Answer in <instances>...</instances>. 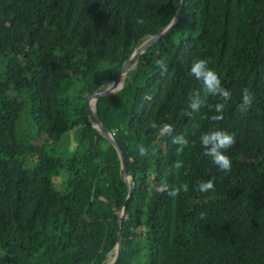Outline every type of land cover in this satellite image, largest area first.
<instances>
[{"label":"trees","instance_id":"16d2710c","mask_svg":"<svg viewBox=\"0 0 264 264\" xmlns=\"http://www.w3.org/2000/svg\"><path fill=\"white\" fill-rule=\"evenodd\" d=\"M179 2L0 0V264H107L122 208L117 264H264V0H183L171 31L139 55L123 87L95 100L129 185L86 111V98L169 25ZM200 58L232 95L209 97L190 118L200 88L190 67ZM245 88L254 99L241 112ZM216 103L224 109L215 122ZM27 104L34 135L20 142ZM165 123L170 135L159 134ZM213 130L235 136L225 152L230 172L204 155L200 136ZM180 135L190 143L177 156ZM177 159L184 166L170 173ZM213 178V190H198ZM162 184L189 190L171 198Z\"/></svg>","mask_w":264,"mask_h":264},{"label":"clouds","instance_id":"9594fccd","mask_svg":"<svg viewBox=\"0 0 264 264\" xmlns=\"http://www.w3.org/2000/svg\"><path fill=\"white\" fill-rule=\"evenodd\" d=\"M155 63L158 67L162 68L164 72H167V66L163 60H156ZM190 73L200 83L199 91L192 93L189 98L188 108L191 111H187L186 115L190 118L195 113L199 112L202 107L206 106L205 102L208 101L209 97H218L223 101L231 98V92L222 86L218 74L208 66L207 59H194L190 67ZM201 93L203 96H201ZM253 99L254 97L252 93L247 88L243 89L242 102L239 105V110L241 112H247L253 104ZM223 109L224 103H216L215 111L221 114L212 115L210 119L215 122L222 120ZM152 127L155 129L157 128V125L153 124ZM193 127H195V125H193ZM172 132L173 128L170 124L165 123L159 126L160 135H170ZM200 141L205 150L204 155L211 158L218 170L225 173L230 172L232 162L225 152L236 144L234 134L225 130H213L202 134L200 136ZM172 143L180 145V147L176 149L177 156H179L187 147H189L190 141L186 136L180 135L174 136ZM139 153L141 156H144L146 154V149L143 146H139ZM183 166V161L177 159L169 169V172L171 173L172 169H175L176 172H178ZM214 180L215 178L199 182L197 185L198 190L201 192L213 190ZM188 190L189 188L187 184L179 186L162 184L158 188V191L167 192L168 196L171 198H176L181 191L188 192ZM203 218L204 215L202 213L201 219Z\"/></svg>","mask_w":264,"mask_h":264},{"label":"water","instance_id":"95a60500","mask_svg":"<svg viewBox=\"0 0 264 264\" xmlns=\"http://www.w3.org/2000/svg\"><path fill=\"white\" fill-rule=\"evenodd\" d=\"M182 3L183 0H180L176 14L174 16V18L172 19V21L169 23V25L163 29L161 32L154 34L148 38H146L134 51L133 53L128 57V59H126L121 66L118 69L117 72V76L114 79V81L105 89L103 90H98L95 91L93 93H91L85 100V107H86V111L88 114V117L90 119V121L92 123H94L96 125V127L98 128L99 132L104 135L111 143L112 145L116 148L119 158L121 160V167L123 170V174L125 175V180L126 182L130 183V175L128 174V169H127V165H126V160L119 148V146L117 145L115 139L113 138L112 134L110 132H108L102 125L100 119L98 118L97 114L95 113L94 109L91 108L90 106V101L91 100H96L99 97H103V96H107L110 94H114L117 91H119L122 87H123V75L124 73H126V71L135 64V62L137 61V58L139 57V55L144 52L148 47H150L151 45L155 44L156 42H158L159 40H161L165 35H167L171 29L173 28L174 24L176 23L177 19L179 18L180 15V11L182 8ZM130 193H132V191L130 190ZM124 213V208H122V210L119 213V220H118V245H116V250H115V255L113 256V259L111 260L110 263L108 264H117L118 260L120 258L121 255V248H122V233H121V217ZM107 240L104 239L103 245L105 243V241Z\"/></svg>","mask_w":264,"mask_h":264},{"label":"rangeland","instance_id":"374dc122","mask_svg":"<svg viewBox=\"0 0 264 264\" xmlns=\"http://www.w3.org/2000/svg\"><path fill=\"white\" fill-rule=\"evenodd\" d=\"M19 92L22 93V95H24L25 89L23 88V86L19 89ZM29 104L26 105V107L22 110L21 114H20V118L18 121V125H17V136H18V140L20 142H24L26 140V138L28 136H32L34 135V129H33V123H32V119L30 117V110H29ZM27 167L32 168L34 166L33 163H27L26 164ZM65 179V174L59 175L57 177V184L59 185V187H63V183ZM140 257H144V251H141L139 253ZM141 263L143 261V259H141ZM113 259V256H110L108 263L111 262V260ZM107 263V264H108Z\"/></svg>","mask_w":264,"mask_h":264},{"label":"bare ground","instance_id":"6f19581e","mask_svg":"<svg viewBox=\"0 0 264 264\" xmlns=\"http://www.w3.org/2000/svg\"><path fill=\"white\" fill-rule=\"evenodd\" d=\"M94 102H95L94 100L90 101V106H91L92 109H93Z\"/></svg>","mask_w":264,"mask_h":264}]
</instances>
